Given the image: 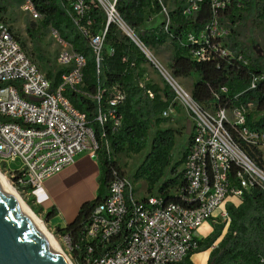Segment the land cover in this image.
I'll use <instances>...</instances> for the list:
<instances>
[{
  "label": "built area",
  "instance_id": "2783aa9c",
  "mask_svg": "<svg viewBox=\"0 0 264 264\" xmlns=\"http://www.w3.org/2000/svg\"><path fill=\"white\" fill-rule=\"evenodd\" d=\"M94 1L105 14V22L97 30L90 13L91 5L86 0H61L74 27L94 54L97 70L104 53L113 52L105 41L108 27L113 23L138 46L173 91L175 106L170 104L161 117L170 118L179 105L191 118L189 134L192 137L183 162L185 185L172 196L145 194L138 198L132 183L113 171L106 198L91 212L83 235L85 250L74 249L67 234L64 238L69 252L76 256L77 264H179L197 248V230L204 222L215 218L217 223L228 226L230 216L226 204L231 197L240 199L243 189L254 184L264 190V171L257 168L240 148L228 126L235 128L242 140L255 146L263 155L264 131H250L245 126L251 104L227 107L226 87L213 93L209 107L195 101L191 92L172 77L171 70L147 55L142 46L150 49L122 20L116 9L117 0ZM157 1L162 15L160 24L165 33L169 30L171 9L162 0ZM182 1L181 14L185 18L195 19L205 1L212 12L211 19L199 31L189 30L180 42L189 48L193 60L210 61L220 57L248 65L240 53L229 48L226 40L229 29L219 21V11L231 6L235 0ZM242 6L243 3L237 1V7ZM21 9L34 21L42 18L35 0H22ZM122 24L138 41L124 30ZM49 30L61 47L55 63L64 70L55 85L24 50L9 25L0 20V158L10 162L19 160L20 165L16 168L4 162L5 168L10 170L13 184L26 189L29 194L41 188L47 178L73 164L79 154L87 152L96 159L99 148L85 114L66 96L68 90L77 91L83 86L86 58L74 51L51 26ZM130 67H135L134 62ZM144 79L138 78L139 87L153 84L149 78L147 82ZM255 81L254 77L250 88L255 87ZM146 93L150 98L154 96L150 89ZM82 94L97 102L96 122L103 127L107 125L111 132L120 128L122 115L118 108L126 96L122 88L112 84L106 89H98L94 95ZM105 137L102 131L100 138L110 151V143ZM233 165L239 168L238 187L231 186L228 179Z\"/></svg>",
  "mask_w": 264,
  "mask_h": 264
},
{
  "label": "trees",
  "instance_id": "16d2710c",
  "mask_svg": "<svg viewBox=\"0 0 264 264\" xmlns=\"http://www.w3.org/2000/svg\"><path fill=\"white\" fill-rule=\"evenodd\" d=\"M172 1L169 30L165 33L162 30V23L151 28L145 27L148 13L160 11L157 0H117L116 9L122 20L134 30L145 47L158 50L166 42L171 43L172 56L168 67L172 76L181 79L190 77L192 74L198 76L191 87L192 98L195 101L209 107L213 93L222 86L226 87L228 89L227 107L251 104L245 126L250 131H264V114H262L264 111V55L256 54L252 46L247 45L242 39L245 28L264 29V0H240L243 3L242 7H237L239 0H235L231 6L219 11L220 23L225 24L229 29L226 38L229 48L240 53L247 60L248 65L227 61L220 57L210 61L193 60L190 57L189 48L181 45L180 42L189 30L197 32L211 19V9L205 1L195 19L192 20L181 14L182 0ZM8 2L9 0H0V20L6 24L5 14ZM86 2L91 5L90 13L97 30L100 24L105 22V14L96 1L86 0ZM162 2L167 3L168 0H162ZM35 6L42 14V18L36 22L27 23L25 27L37 51L36 54L31 52V55L34 54L35 58L47 62L42 55L41 42L43 35L51 26L62 39L72 45L74 51L86 58L83 86L77 91L68 90L66 96L74 107L85 114L87 124L92 127L99 144L95 154L99 167L98 187L94 199L82 203L75 218L62 228V232L70 237L73 248L84 251L86 242L83 240V235L89 224L92 210L106 198L109 184L114 177L113 171L123 176L115 156L125 151L140 153L146 148L150 138L149 150L132 174L133 181L145 180L146 194L170 197L175 190L185 185L183 162L192 136L189 134L188 145L182 153L181 160L171 164V151L177 132L173 128L161 127L170 119L161 117V113L170 104L175 106L174 93L166 83L163 87L149 83L144 88L138 86L137 80L142 72L141 64L151 62L130 38L120 32L115 24L109 25L105 40L113 52L112 54L104 53L97 70L94 54L85 38L74 27L61 0H35ZM168 33H171L172 37ZM131 62H134L135 67H130ZM63 71L56 65V67L47 68L45 74L55 85L59 83ZM254 77L256 78L255 87L250 88ZM112 84H117L126 94L118 108L122 115V123L115 132H111L107 125L103 127L95 121L98 104L82 94L85 92L94 95L98 89H106ZM147 89L154 93L152 98L146 93ZM152 125L155 126V131L150 136L148 131ZM228 129L255 166L264 171V155L255 146L242 140L235 128L228 126ZM102 131L105 132V139L110 143V151L106 150L100 138ZM180 166L181 169L178 171ZM168 167L170 176L163 179L164 171ZM238 170L239 168L233 165L228 175L233 187L240 186ZM240 200L237 206L232 203L226 205L230 222L225 234L222 235L223 224L214 223L213 230L206 237L198 239L197 248L190 251L179 264H194L190 256L209 248L211 250L206 264H264V190L258 184H254L249 189H243ZM56 213V209L51 208L46 213V218H52ZM220 236L221 239L214 246L213 244Z\"/></svg>",
  "mask_w": 264,
  "mask_h": 264
},
{
  "label": "rangeland",
  "instance_id": "374dc122",
  "mask_svg": "<svg viewBox=\"0 0 264 264\" xmlns=\"http://www.w3.org/2000/svg\"><path fill=\"white\" fill-rule=\"evenodd\" d=\"M21 4H22V0H9L7 4V12L5 14V19L7 20V24L11 28V31L15 36L18 37L19 41L22 43L28 55H30V57L36 63H38L40 69L45 73V70L47 68L56 67L55 58L61 47L55 41V39L53 38V34L48 29L43 35L41 42L42 55L44 59H47V62H45L44 60L40 61L39 59L33 56L34 54L37 53V51L29 35L25 31V27L27 23L31 21L33 22L34 20H32L30 16L21 9ZM172 7H173V2L172 1L167 2V8L170 10ZM243 14L246 15L245 12H243ZM161 21H162L161 14L150 12V14L148 13V20L147 23L145 24V27L148 28L155 27L159 25ZM242 39L247 45L252 46V49L256 54L264 55V29H259L256 27L248 30L247 28H245ZM150 51L152 52L154 57L169 71L170 69L167 64L169 63L170 58L172 56L171 43L168 41L164 45H162L158 50L151 49ZM31 52H33L34 54L31 55ZM153 66L154 65H152V67ZM173 78L176 79L177 83H179L184 89L191 92L192 83L198 78V76L197 74H192L190 77L183 79L175 78V77ZM144 81L147 82V78L144 79ZM156 81L158 84H160V82L163 81L161 74L158 73V78H156ZM176 109L177 112L173 114V116H171L167 122L161 125L162 128H173L177 132L174 139V146L171 151V164H174L175 162L181 160L182 158V153L187 147L188 139H189V134L187 133V125L191 123V118L182 107L178 105ZM154 131H155V126L152 125L148 131L149 135L152 136ZM149 147H150V138H148L146 148L140 153L134 154L125 151L115 156V160L118 166H120L123 172V176L132 183L134 187V193L138 198H142L146 194L145 192L146 182L145 180H139L137 182H134L132 178V174L135 168L141 163L144 155L148 152ZM4 162H6L10 167L16 168L20 165L19 160L15 162H10L8 160H4L0 158V170L8 178L9 182L18 192V194L22 197V199L40 217L46 229L57 240L61 248L70 257L72 262L74 264H77L74 255L69 252L67 243L64 238V233L62 232L63 229L62 228L60 229L59 226H57L54 223H51L50 221L51 218H46V213L48 212V210H50L51 208H55L56 211H58V208L55 205H50L49 207H47V204L46 203L42 204V199L34 195V193L29 194L26 189L18 188L17 186H15L13 184L12 179L10 178L11 172L8 168H5ZM180 169L181 166L178 168V171ZM169 176L170 175H169V167H168L164 171L163 179L168 178ZM92 199H94V197ZM92 199H89L87 201H91ZM197 233L199 234V236L205 237L210 233V230L201 229L199 230V232L197 230Z\"/></svg>",
  "mask_w": 264,
  "mask_h": 264
},
{
  "label": "crops",
  "instance_id": "0c3cea01",
  "mask_svg": "<svg viewBox=\"0 0 264 264\" xmlns=\"http://www.w3.org/2000/svg\"><path fill=\"white\" fill-rule=\"evenodd\" d=\"M141 69V78H149V81L159 87L164 84L163 81L160 84L157 83L158 72L152 67V63H142ZM98 175L99 167L97 160L91 158L87 152H83L76 157L73 164L64 167L60 172L47 178L43 186L32 191V193L42 199V204L46 203L47 207L55 205L58 208L57 213L50 221L63 228L75 218L82 203L96 196ZM228 202L237 206L241 200L231 197ZM217 222L218 219L215 218L204 222L198 228V232L201 229H209L211 232L213 224ZM226 229L227 226L223 227L222 235ZM197 236L199 239L204 238L199 236L198 233ZM221 236L217 239L216 243L221 239ZM210 250L211 248L192 254L190 256L191 262L194 264H206Z\"/></svg>",
  "mask_w": 264,
  "mask_h": 264
},
{
  "label": "water",
  "instance_id": "95a60500",
  "mask_svg": "<svg viewBox=\"0 0 264 264\" xmlns=\"http://www.w3.org/2000/svg\"><path fill=\"white\" fill-rule=\"evenodd\" d=\"M29 99L35 100L33 97ZM190 128L189 123L188 134ZM0 264H63L31 222L1 189Z\"/></svg>",
  "mask_w": 264,
  "mask_h": 264
},
{
  "label": "bare ground",
  "instance_id": "6f19581e",
  "mask_svg": "<svg viewBox=\"0 0 264 264\" xmlns=\"http://www.w3.org/2000/svg\"><path fill=\"white\" fill-rule=\"evenodd\" d=\"M111 18V14H109ZM122 27L126 32H128L136 41V36L131 33V31L122 24ZM144 51L147 55L152 58L156 63L159 61L154 57V55L146 48ZM165 71V70H164ZM0 189L10 198V200L15 204L18 210L31 222L34 228L38 231V233L42 236V238L46 241L48 246L56 253L59 259L63 264H74L70 257L64 252L61 248L57 240L53 237V235L46 229L44 223L40 219V217L28 206V204L22 199V197L18 194L15 188L11 185L8 178L2 173L0 170Z\"/></svg>",
  "mask_w": 264,
  "mask_h": 264
}]
</instances>
